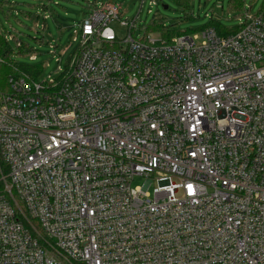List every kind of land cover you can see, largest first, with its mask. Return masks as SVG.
I'll return each instance as SVG.
<instances>
[{
  "label": "built area",
  "instance_id": "built-area-1",
  "mask_svg": "<svg viewBox=\"0 0 264 264\" xmlns=\"http://www.w3.org/2000/svg\"><path fill=\"white\" fill-rule=\"evenodd\" d=\"M121 9L0 88V264H264V9L119 41Z\"/></svg>",
  "mask_w": 264,
  "mask_h": 264
},
{
  "label": "rangeland",
  "instance_id": "rangeland-1",
  "mask_svg": "<svg viewBox=\"0 0 264 264\" xmlns=\"http://www.w3.org/2000/svg\"><path fill=\"white\" fill-rule=\"evenodd\" d=\"M232 0H190L188 7L175 0H114L122 5L120 19L111 27L119 41L129 37V29L122 22H136L134 38L140 40L148 34L154 22L161 21L173 35H197L215 22L224 30L233 32L240 27V19L248 12L254 16L264 7V0H243L242 9L231 5ZM94 0H0V36L10 50L9 62L29 67H43L40 80L56 77L58 67L65 68L75 53L76 30L88 18ZM155 2L157 5H153ZM165 6L167 8H165ZM149 10L151 13H149ZM79 37V35H78ZM19 42L36 55L24 53ZM7 79L0 81L6 89ZM145 184L137 179L134 186ZM153 184L151 185V187Z\"/></svg>",
  "mask_w": 264,
  "mask_h": 264
},
{
  "label": "trees",
  "instance_id": "trees-1",
  "mask_svg": "<svg viewBox=\"0 0 264 264\" xmlns=\"http://www.w3.org/2000/svg\"><path fill=\"white\" fill-rule=\"evenodd\" d=\"M177 3L182 4L186 7H188L190 0H175ZM231 5H233L234 8L236 9H242L243 7V0H232ZM244 8V7H243ZM264 8V7H263ZM208 27H213L217 30L218 34L220 35H228V34H233L236 33L239 29L236 31L230 32L227 30H224L221 28L219 25H217L215 22H212V24ZM148 31H157L162 34V36L168 40H170L173 37L181 36V35H173L171 32L168 31V29L163 25L161 21L154 22L152 27L148 29ZM8 43L5 40V38L0 36V57L3 58L4 62L0 64V81L1 80H6L7 76L11 73L15 72V69L19 70L20 72H24L27 74H30L34 76L35 78H38L40 76V73L43 70V67H29V66H23L19 63H11L9 62V55H10V50L7 48ZM19 48L21 50H24V53H31V50L23 43L19 42Z\"/></svg>",
  "mask_w": 264,
  "mask_h": 264
},
{
  "label": "water",
  "instance_id": "water-1",
  "mask_svg": "<svg viewBox=\"0 0 264 264\" xmlns=\"http://www.w3.org/2000/svg\"><path fill=\"white\" fill-rule=\"evenodd\" d=\"M165 8H167V7L165 6Z\"/></svg>",
  "mask_w": 264,
  "mask_h": 264
},
{
  "label": "crops",
  "instance_id": "crops-1",
  "mask_svg": "<svg viewBox=\"0 0 264 264\" xmlns=\"http://www.w3.org/2000/svg\"><path fill=\"white\" fill-rule=\"evenodd\" d=\"M264 9V8H263Z\"/></svg>",
  "mask_w": 264,
  "mask_h": 264
}]
</instances>
